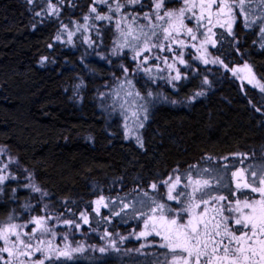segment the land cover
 Here are the masks:
<instances>
[{"label": "snow or ice", "instance_id": "1", "mask_svg": "<svg viewBox=\"0 0 264 264\" xmlns=\"http://www.w3.org/2000/svg\"><path fill=\"white\" fill-rule=\"evenodd\" d=\"M26 3L33 30L45 20L56 24L49 49L79 43L119 69L98 98L119 118L124 137L145 154L150 150L143 130L157 104L177 103L159 91L161 82L179 93L197 74L199 90L188 97L195 102L213 88L203 74L209 66L240 81L246 103L264 124V73L258 76L247 58L248 35L264 51V0ZM46 62L49 56H41V66ZM85 86L81 79L76 88ZM255 156L201 153L167 169L147 168L130 184L120 176L115 195L98 194L90 209L74 210L75 201H55L19 155L0 148V197L15 205L0 219V264H79L86 252L127 256V264H264V148L259 161ZM24 190L30 198L20 203L17 193ZM116 217L118 223L136 221L139 231L133 228L130 235L141 241L138 246L123 247L129 236L107 228L99 237L102 245L74 239L85 225L92 227L93 218L97 226H110Z\"/></svg>", "mask_w": 264, "mask_h": 264}, {"label": "trees", "instance_id": "2", "mask_svg": "<svg viewBox=\"0 0 264 264\" xmlns=\"http://www.w3.org/2000/svg\"><path fill=\"white\" fill-rule=\"evenodd\" d=\"M87 2L78 0L85 7ZM29 7L26 0H0V148L19 155L55 201L68 199L75 201L74 210L90 209L98 194L120 191L118 177L126 176L130 184L147 168L167 169L201 153L255 151L253 159H261L264 124L259 114L246 103L240 81L213 66L203 73L213 81V88L195 102L188 97L199 90L197 74L179 93L161 82L159 91L177 103L157 104L143 130L150 150L145 154L134 139L124 137L119 118L110 116L98 98L112 72L119 69L79 43L76 48L54 44L49 49L56 24L45 20L33 30ZM64 22L68 23L66 15ZM253 39L247 36V58L259 76L264 73V51L252 44ZM53 54L55 63H51ZM44 55L49 62L41 66ZM81 79L86 86L77 90ZM114 181L116 187L111 188ZM17 195L20 203L30 198L27 190ZM14 206L0 197V219ZM134 224L126 228L114 220L110 230L126 232Z\"/></svg>", "mask_w": 264, "mask_h": 264}, {"label": "rangeland", "instance_id": "3", "mask_svg": "<svg viewBox=\"0 0 264 264\" xmlns=\"http://www.w3.org/2000/svg\"><path fill=\"white\" fill-rule=\"evenodd\" d=\"M250 87V86H249ZM122 128H123V125H122ZM123 132H124V129H123ZM103 211L102 210V214H103ZM90 216L94 217V214L93 213H90ZM96 219L97 218H93L92 221H91V225L92 227L90 228L88 225H85L83 227V229H81L79 232L76 233L74 239L75 240H82L84 242H86L87 244H97V245H102L104 243V241L100 240V234L103 233V231L105 230V228H107L108 231H111L110 230V227L111 225L113 224L114 220H119V218H113V221H112V224L109 226L107 224V222H101V224L99 226H97L96 224ZM136 223V221H133V220H129L128 222L126 223H119L121 225H124L123 227H126L130 224H134ZM92 228H96L97 230L96 231H92ZM136 228L137 231H139V228L137 227L136 224L132 225V228ZM87 229V230H86ZM131 230L129 229H126V232H125V229H121V228H116V232L120 233L121 235H124V236H129V240L125 242V244L123 245V247H129V248H134L136 246H138L141 241H137L134 239V237H132L130 235V232ZM72 237H70L71 239ZM129 257L127 256H123L121 257L120 259H117L115 254H113L111 257H101L99 253H91V252H86L84 254V257H82L80 259V261H84V262H87L89 264H98L100 262H107V264H127V262L129 261Z\"/></svg>", "mask_w": 264, "mask_h": 264}]
</instances>
